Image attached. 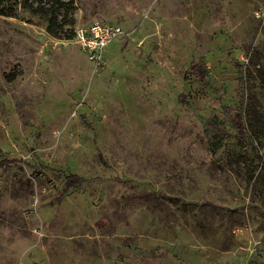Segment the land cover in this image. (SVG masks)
<instances>
[{
    "label": "rangeland",
    "instance_id": "obj_1",
    "mask_svg": "<svg viewBox=\"0 0 264 264\" xmlns=\"http://www.w3.org/2000/svg\"><path fill=\"white\" fill-rule=\"evenodd\" d=\"M75 1L98 68L0 15V264H264V0Z\"/></svg>",
    "mask_w": 264,
    "mask_h": 264
},
{
    "label": "trees",
    "instance_id": "obj_2",
    "mask_svg": "<svg viewBox=\"0 0 264 264\" xmlns=\"http://www.w3.org/2000/svg\"><path fill=\"white\" fill-rule=\"evenodd\" d=\"M75 0H0V15L15 16L20 12H28L31 15L39 17L45 23L46 31L56 38H71L74 35L75 25ZM229 114L231 126L235 129L233 136L238 142L253 145L247 134L245 123L240 112L228 107L225 110ZM215 122H207L205 132L208 133L210 125ZM232 135L230 132H225ZM261 158L264 165V157L255 154ZM16 157L2 156L0 158V168L9 166L19 161ZM82 177L75 173L66 176V184L74 185Z\"/></svg>",
    "mask_w": 264,
    "mask_h": 264
},
{
    "label": "built area",
    "instance_id": "obj_3",
    "mask_svg": "<svg viewBox=\"0 0 264 264\" xmlns=\"http://www.w3.org/2000/svg\"><path fill=\"white\" fill-rule=\"evenodd\" d=\"M257 15L264 14V5L256 10ZM126 34L118 23L94 19L85 24L75 26L73 40L83 50L89 62L94 68L104 63V50L115 38ZM11 264H21L11 263Z\"/></svg>",
    "mask_w": 264,
    "mask_h": 264
},
{
    "label": "crops",
    "instance_id": "obj_4",
    "mask_svg": "<svg viewBox=\"0 0 264 264\" xmlns=\"http://www.w3.org/2000/svg\"><path fill=\"white\" fill-rule=\"evenodd\" d=\"M118 24H119V23H118ZM109 44H110V43H109ZM109 44H108V45H109ZM106 47H107V46H106ZM112 49H113V50H110L111 52H110L109 55H111L114 51H116L115 49H117V47H116V48L114 47V48H112ZM105 51H106V48H105V50H104V62H105V61L108 62L110 58H109V55H108V54H106V55H108V57L105 56Z\"/></svg>",
    "mask_w": 264,
    "mask_h": 264
}]
</instances>
